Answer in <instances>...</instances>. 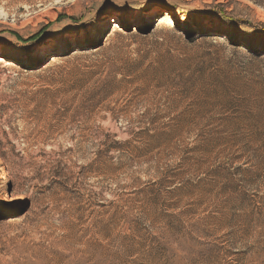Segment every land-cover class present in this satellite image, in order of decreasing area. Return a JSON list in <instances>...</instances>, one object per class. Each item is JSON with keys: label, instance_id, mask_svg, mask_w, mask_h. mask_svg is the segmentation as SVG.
<instances>
[{"label": "rangeland", "instance_id": "rangeland-1", "mask_svg": "<svg viewBox=\"0 0 264 264\" xmlns=\"http://www.w3.org/2000/svg\"><path fill=\"white\" fill-rule=\"evenodd\" d=\"M0 44V264H264V0H0Z\"/></svg>", "mask_w": 264, "mask_h": 264}, {"label": "trees", "instance_id": "trees-1", "mask_svg": "<svg viewBox=\"0 0 264 264\" xmlns=\"http://www.w3.org/2000/svg\"><path fill=\"white\" fill-rule=\"evenodd\" d=\"M62 18H63V16H60L58 18V20H61ZM14 37H16L19 41H22L24 43H27V42H35V41H38L41 38V34L35 36L34 38H31L30 40H24L21 36H18L16 34H15Z\"/></svg>", "mask_w": 264, "mask_h": 264}, {"label": "bare ground", "instance_id": "bare-ground-1", "mask_svg": "<svg viewBox=\"0 0 264 264\" xmlns=\"http://www.w3.org/2000/svg\"><path fill=\"white\" fill-rule=\"evenodd\" d=\"M87 30H91V27L89 26L88 28H87ZM83 34H85V32H83ZM2 46H4L3 44H0V48L2 49ZM0 53H1V50H0ZM3 174V173H2ZM3 177V175L1 176V178Z\"/></svg>", "mask_w": 264, "mask_h": 264}]
</instances>
